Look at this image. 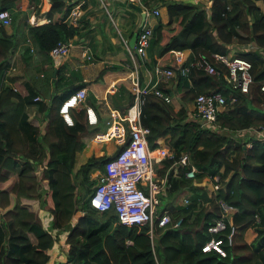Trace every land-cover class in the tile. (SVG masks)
I'll list each match as a JSON object with an SVG mask.
<instances>
[{"label": "trees", "instance_id": "obj_1", "mask_svg": "<svg viewBox=\"0 0 264 264\" xmlns=\"http://www.w3.org/2000/svg\"><path fill=\"white\" fill-rule=\"evenodd\" d=\"M211 1L207 12L206 3L200 0H169L167 23L174 24L164 28L158 21L153 25L150 42L159 45V55L190 48L192 54L220 52L245 57L252 63L249 91L236 89L237 101L218 107L219 129L194 118L187 102L198 92L216 90L225 96L235 92L222 66L214 74L193 68L191 82L178 74V84L184 86L179 107L153 94H147L141 106L140 120L149 127V146L164 145L173 153L156 163L157 174L163 176L168 171L171 181L166 194H160L159 210L173 204L171 198L169 203L162 201L164 196L189 190L187 203L171 205L168 210L173 218L180 219L179 224L155 226L151 238L147 223L127 225L118 220L113 208L100 211L92 207L89 193L94 178L90 173L104 170L113 154L92 155L75 167L81 133L89 127L85 109H71L74 122L66 123L59 106L70 92L64 97L54 92L49 105L42 108L46 122L40 127L29 120L26 101L33 93L24 96L16 88L0 83V264H264V90L260 89L264 79V0L262 9L255 0ZM12 2L0 0V9L10 11L8 3ZM71 3L51 0L47 11L50 21L28 26V35L42 52L48 53L59 39L77 32L80 19L77 23L62 20ZM56 13L60 18L53 21ZM1 25L0 82L14 45ZM165 30L170 31L168 36ZM248 42H254L263 52L236 46ZM71 84L72 79L65 75L58 78L59 89ZM245 128L249 131L243 133V139L233 136ZM258 128L262 132L258 133ZM185 152L197 168L193 177L185 176L189 165L174 164ZM43 160L46 187L35 174ZM173 165L175 176L171 175ZM215 175L219 184L216 189L209 179ZM77 187L83 190V198L77 196ZM219 198L235 206L226 219L224 232L229 231V219L236 231L232 244L225 238V255L201 249L213 235L208 225L220 214L216 202ZM33 199L40 210H34L26 201ZM248 228L256 232L250 242L244 238ZM63 241L68 249L61 258L56 256L57 243Z\"/></svg>", "mask_w": 264, "mask_h": 264}, {"label": "crops", "instance_id": "obj_2", "mask_svg": "<svg viewBox=\"0 0 264 264\" xmlns=\"http://www.w3.org/2000/svg\"><path fill=\"white\" fill-rule=\"evenodd\" d=\"M82 1L83 13L79 18L77 32L65 39L70 42L69 51L66 54H52L50 50L48 53H44L39 49L37 42L28 35L29 25L50 21L47 11L51 0H14V2L8 3V8L12 14L11 23L4 25L0 21L3 31L12 37L11 39L14 43L11 62L2 70L3 74L9 68L6 77L7 81L3 85L7 84L16 88L24 96L30 95V91L33 93L31 99L26 101L29 120L33 124L40 127L44 126L46 116L45 110L42 108L45 105H49L54 92L64 97L67 93H71L79 87L86 88V102L91 101V105L97 115V123L89 124V127L81 133V146L76 153L75 167H78L92 155H112L108 154L107 151L110 146L115 145V148L119 139L110 138L98 142L93 140V136L95 133L102 132L107 128V121L111 119L121 120L132 114L130 106L133 103L134 94L131 79L128 77L129 50L125 39L128 40V44L131 47L129 41L134 32L138 33L140 24L144 19L152 27L158 21L163 23L164 28L171 27L174 24V22L172 24L167 23V2L169 0ZM182 1L196 2L197 0ZM200 1L206 3L205 9L208 12L212 1ZM255 1L262 9L263 1ZM131 3L140 5L142 11L148 9L150 12L147 15L145 14V18H143L142 13ZM153 9H156L157 13H154ZM68 14L69 11L65 10L63 22H69L67 20ZM245 16L250 17L249 14H245ZM58 18H60V13L54 14L52 20L54 21ZM164 32L165 36L170 34L169 30ZM250 44L255 43L249 42V45L245 43L240 46L236 44V46L243 50L249 49ZM82 51L90 54L91 58L83 56ZM158 51L159 45H155L154 42L150 43L147 48L146 60L138 69L143 83L148 82L151 78L152 67L155 63L176 66L192 57L190 48L170 50L164 55H159ZM114 65L116 67L113 68L112 66ZM103 68L106 69L103 71ZM61 75L72 79L73 84L59 89L57 81ZM179 81L180 78L176 75L169 81L163 82L161 86L170 93L172 96L171 102L175 107H179L182 104L180 93L184 86L182 84L179 85ZM81 108H83L82 104L73 107L72 110L76 112ZM23 116L27 119V113H24ZM159 141L163 142V139L160 138ZM43 165L46 167V161L44 160L38 165L35 174L38 179L46 184V179L42 177L43 170L41 171ZM171 169V175L175 176L174 169L172 167ZM7 182H11V180ZM161 194H166V191ZM185 198L187 197L176 203L168 204L165 209L169 210L171 205L174 206V204H183ZM34 199L26 201L30 203L34 210H40L37 200ZM168 200H170L169 197L162 199L165 203H169ZM251 231L252 228L246 230L245 238L247 234L251 235L250 239L254 238L255 233H251ZM57 246L59 251L56 256L62 258L64 251L68 249V243L65 241L58 242ZM51 264H55V261Z\"/></svg>", "mask_w": 264, "mask_h": 264}, {"label": "built area", "instance_id": "obj_3", "mask_svg": "<svg viewBox=\"0 0 264 264\" xmlns=\"http://www.w3.org/2000/svg\"><path fill=\"white\" fill-rule=\"evenodd\" d=\"M71 7L67 20L77 23L83 13L82 0H71ZM150 11L145 9L147 15ZM157 13L156 9H153ZM0 21L4 25H9L12 21L11 12L7 8L0 9ZM153 37V27L144 19L137 33L134 47L131 48L128 40L125 39L129 50L128 77L132 82L134 94L131 104L132 114L121 120L111 119L107 121V128L99 133H95L93 140L101 142L110 138L119 139L118 146L110 159L105 163V169L98 173L97 181L93 190L89 193V203L97 210H107L113 208L120 222L130 224H148V233L152 238L155 226L164 227L168 224L176 226L180 219L172 217L168 209L159 210L160 194L165 192L170 186L168 171L163 176H159L156 171V163L164 157H172L171 149L164 145L151 148L148 142L149 127L140 120L141 106L145 102L147 94H153L165 102H171L172 96L169 92L159 86L160 82H167L180 74L190 80V72L193 68L203 69L208 73H218L221 68L225 69L230 87L235 92L230 91L227 96L216 90L198 92L192 101L191 115L200 120L203 125L219 129L216 123L218 107L220 105L231 104L237 101L236 89L239 92H248L253 82L251 72L252 63L245 57L236 55L229 56L225 53L213 52L205 54L197 52L192 54L188 60L178 65L155 63L152 67V76L148 82L143 83L139 75V67L146 60L147 48ZM249 45V42L247 43ZM70 42L59 39L50 49L52 54H66L69 51ZM133 49V50H132ZM249 49H262L257 44H250ZM83 56L91 58L90 54L82 51ZM9 69V68H8ZM2 74L1 84L6 82L9 70ZM260 89L264 90V79L260 83ZM87 91L85 87H79L65 97L60 106L59 113L68 124H73L74 120L70 110L78 105H83L86 119L89 124L97 123V115L94 107L86 102ZM248 129L237 131L243 134ZM258 133L262 132L257 130ZM128 135V138H127ZM126 137V138H125ZM250 145V142H247ZM180 163L189 165L184 173L187 177L195 176L197 168L189 162L187 152L182 153L174 164ZM176 174V168L171 166ZM170 167V168H171ZM45 168L43 165L41 171ZM214 189L219 187L218 175L213 179L209 178ZM185 198L183 203H187ZM220 207V214L214 217L208 225V231L213 235L202 245V251L214 250L221 255H225L227 250L224 247L225 238L228 244L233 243V236L236 226L229 219V231L224 232L227 226L226 219L228 213L235 210V206L227 203L222 198L216 200ZM222 233L224 235H222Z\"/></svg>", "mask_w": 264, "mask_h": 264}, {"label": "rangeland", "instance_id": "obj_4", "mask_svg": "<svg viewBox=\"0 0 264 264\" xmlns=\"http://www.w3.org/2000/svg\"><path fill=\"white\" fill-rule=\"evenodd\" d=\"M243 44H245V43H242V45ZM241 44H238V46H240ZM133 50V49H132ZM192 101H193V99H191ZM192 101H188L187 102V107H188V109H189V111H192ZM258 130H260V128H258ZM233 136H236L237 138H240V139H243L244 138V136L242 135V134H238L237 132H235V133H233ZM239 136V137H238ZM235 137V138H236ZM114 146L115 145H113V146H110L109 147V149H108V151H107V153L108 154H114V152H115V148L118 146V145H116V147L114 148ZM103 170H101V169H97V170H94V171H92L91 173H90V178H94V182L91 184V189H92V187H94V185H95V183H96V181H97V178H98V173H100V172H102ZM169 181H170V179H169ZM40 183H41V185L43 186V187H46V185L48 186V183L47 182H45L46 184H44L43 182H42V180H40ZM170 186H171V181H170ZM170 186H169V188H170ZM168 188V189H169ZM168 189H166V191L168 190ZM76 194H77V196H79V197H81V198H83V190L81 189V187H77L76 188ZM164 197H169V198H171L173 201V203H176L177 201H181L184 197H189V190H185V189H183V190H181L180 192H178L176 195H174V196H170V195H166V196H164ZM169 202H171V200H168ZM255 233L256 234V232H255V230L252 228V231H251V233ZM250 237H251V235H246V240L248 241V242H250V241H252L253 240V238L252 239H250Z\"/></svg>", "mask_w": 264, "mask_h": 264}, {"label": "water", "instance_id": "obj_5", "mask_svg": "<svg viewBox=\"0 0 264 264\" xmlns=\"http://www.w3.org/2000/svg\"><path fill=\"white\" fill-rule=\"evenodd\" d=\"M131 4H132L136 9H138V11H140V12L142 13L143 18H145V11H144V10L142 11L141 6H140V5H137V4H135V3H131ZM136 37H137V32H134L133 35H132V37H131V39H130V41H129L131 47L134 46L135 41H136ZM76 214H79V212H77ZM74 219H75V215L73 216L72 220H74Z\"/></svg>", "mask_w": 264, "mask_h": 264}]
</instances>
